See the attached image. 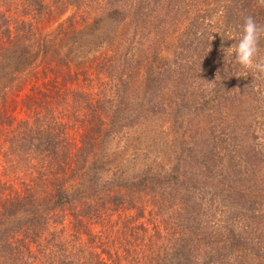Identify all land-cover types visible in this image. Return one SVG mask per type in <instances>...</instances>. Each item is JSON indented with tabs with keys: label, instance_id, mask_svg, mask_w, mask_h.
I'll return each instance as SVG.
<instances>
[{
	"label": "trees",
	"instance_id": "1",
	"mask_svg": "<svg viewBox=\"0 0 264 264\" xmlns=\"http://www.w3.org/2000/svg\"><path fill=\"white\" fill-rule=\"evenodd\" d=\"M248 16L0 0V264H264V75L224 52Z\"/></svg>",
	"mask_w": 264,
	"mask_h": 264
},
{
	"label": "clouds",
	"instance_id": "2",
	"mask_svg": "<svg viewBox=\"0 0 264 264\" xmlns=\"http://www.w3.org/2000/svg\"><path fill=\"white\" fill-rule=\"evenodd\" d=\"M262 33L264 28L258 26L251 16L245 17L235 43L224 50L225 55L230 57L233 63L258 75H264V59L259 58V40Z\"/></svg>",
	"mask_w": 264,
	"mask_h": 264
},
{
	"label": "rangeland",
	"instance_id": "3",
	"mask_svg": "<svg viewBox=\"0 0 264 264\" xmlns=\"http://www.w3.org/2000/svg\"><path fill=\"white\" fill-rule=\"evenodd\" d=\"M73 10L71 8H67L65 12L60 16L61 19L66 18L69 14H71Z\"/></svg>",
	"mask_w": 264,
	"mask_h": 264
}]
</instances>
